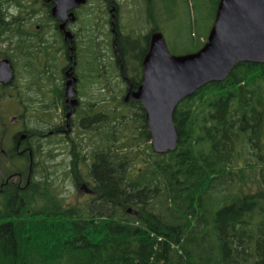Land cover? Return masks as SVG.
Returning a JSON list of instances; mask_svg holds the SVG:
<instances>
[{
	"label": "trees",
	"instance_id": "obj_1",
	"mask_svg": "<svg viewBox=\"0 0 264 264\" xmlns=\"http://www.w3.org/2000/svg\"><path fill=\"white\" fill-rule=\"evenodd\" d=\"M196 23L188 21L186 37L195 52L207 39ZM147 24L152 32L165 26L152 17ZM91 26L84 30L88 45L84 51L79 47L78 70L84 68V76L88 68L97 70L88 81L107 77L110 83L95 94L109 97L104 117L93 110V124L107 130L108 149L102 153L108 161L81 175L93 179L96 196L73 204L57 197L59 168L34 164L29 186L18 178L0 192V264H264V63H238L226 80L182 100L173 117L177 149L156 153L143 104L122 99L125 86L120 88L117 70L111 64L103 73L96 58L95 65L91 57L83 59L82 53H99L95 21ZM123 36L126 74L137 87L148 44L140 47L132 33ZM131 46L137 48L128 52ZM17 59V83L0 90V101L17 102L21 115L26 98L18 83L32 71L25 58ZM1 118L0 112V140ZM12 166L17 170L12 174L25 181L26 168ZM76 172L74 167V177Z\"/></svg>",
	"mask_w": 264,
	"mask_h": 264
},
{
	"label": "flooded vegetation",
	"instance_id": "obj_2",
	"mask_svg": "<svg viewBox=\"0 0 264 264\" xmlns=\"http://www.w3.org/2000/svg\"><path fill=\"white\" fill-rule=\"evenodd\" d=\"M57 1L0 0V61L8 59L15 75L10 83H0V90L11 89L15 85L18 79L15 65L17 58H25L32 71L25 81L26 87L22 89L27 102L22 105L20 117H14L17 120L12 121H20L21 125L11 133L5 130L0 140V192H3L9 184H14V179L18 177L15 175H19L20 185L29 186L35 175L34 164H62V167L55 166L59 168L55 173L56 176L61 168L59 173L69 170L66 174L72 176L76 191L82 193L84 201L92 200L96 196L94 181L90 177L81 175L92 164L108 158L107 153H102L103 149H108V145H104L108 143V138H103L107 130L100 127V123L93 124V110H102L101 114L104 117L103 110L108 109L109 97L91 94L94 89L101 90L102 94L104 90L109 89L110 83L104 76H99V78L104 77L102 81H88L89 78L95 79L97 70L88 68L85 76L79 72V47L84 43V51L88 45L83 32L88 27L91 28L94 21L95 33L103 30L106 32L102 34L105 36L104 39L96 35L99 53L93 56L82 53V56L86 59L91 57L92 65L96 58L101 63L99 71L103 73L109 72L110 65L112 64L113 67L114 64L119 73L118 78L125 85L122 96L124 100L130 87L136 90L142 83V62L148 53L151 35L155 31L152 32L153 28L149 27L151 32L149 31L148 34H151L149 41H145L148 44L147 52L141 60L139 84L135 87L131 77L126 74V65L119 46L121 35H124L123 38L126 35L121 25L122 15L126 9L124 0L123 2L85 0L80 5H74L77 0H72L62 17L54 15ZM121 31L123 34H120ZM67 34L70 36L69 40L66 39ZM136 48L131 46L127 51ZM23 64L25 62L19 63L21 66ZM72 67L73 70L69 71ZM69 72L77 79L74 97L77 105L70 117L72 109L66 97ZM85 88H90V94L84 92ZM34 114L35 118H38L36 123L35 118H32ZM2 164H23L26 168V180L24 181L23 176L18 172L5 179L2 175ZM74 167L77 169L78 177H74ZM58 187L57 185L54 189L56 188L57 197H60Z\"/></svg>",
	"mask_w": 264,
	"mask_h": 264
},
{
	"label": "water",
	"instance_id": "obj_3",
	"mask_svg": "<svg viewBox=\"0 0 264 264\" xmlns=\"http://www.w3.org/2000/svg\"><path fill=\"white\" fill-rule=\"evenodd\" d=\"M70 1L58 0L54 15L62 17ZM82 2L85 0H77L74 5ZM66 39H70L69 34ZM241 62L264 63V0H219L207 41L197 52L174 55L161 32L151 35L142 62V83L136 90L130 87L124 101L143 104L156 153L177 149L179 134L173 117L178 104L203 86L226 80ZM72 70L73 67L69 71ZM14 77L10 61H0V83H10ZM68 77L70 117L77 105V79L70 72Z\"/></svg>",
	"mask_w": 264,
	"mask_h": 264
},
{
	"label": "rangeland",
	"instance_id": "obj_4",
	"mask_svg": "<svg viewBox=\"0 0 264 264\" xmlns=\"http://www.w3.org/2000/svg\"><path fill=\"white\" fill-rule=\"evenodd\" d=\"M123 2V0H121ZM215 1L216 0H124V6L126 7L124 14L122 15L121 25L122 29H124V33L126 35H133L134 39L137 41L138 45L141 47L142 44L145 43V38L148 32L150 31L149 26L147 24L148 18L152 17L155 22L162 21L165 26L160 31L166 40L167 46L170 52L174 55H185L188 53L195 52L194 47L191 46L187 41L186 37L189 39V28L188 21L192 20L193 22H197L200 26L198 31L203 32L204 35L209 34L211 29V25L214 22V10H215ZM95 2V0H94ZM141 3V4H140ZM96 4V3H95ZM135 4L137 6H135ZM140 6V10L138 9ZM152 10V13L150 12ZM143 21H142V19ZM147 20V21H146ZM96 30L93 31L95 33ZM141 32V33H140ZM151 32V31H150ZM85 34V32H83ZM91 33V32H90ZM99 33V34H98ZM95 33L99 36H102L103 39L105 36L102 34H106V32L100 31ZM204 35L201 39H205ZM206 37V38H207ZM207 40V39H206ZM83 44L81 46L83 47ZM86 46V45H85ZM89 55V54H87ZM86 55V56H87ZM111 55V54H110ZM84 57L83 59H85ZM110 58V56H109ZM112 62V61H110ZM80 65V63H79ZM131 67H135L136 63L130 62ZM113 64V72H115ZM140 69H141V61H140ZM112 72V73H113ZM80 73H84V68L80 71ZM116 77H119V73H116ZM28 75V74H25ZM20 80L18 83L19 91L21 92L24 87H26L25 81L27 79ZM119 86L122 89L125 85L121 82L120 78ZM117 81V80H115ZM17 83V80H16ZM13 86L11 89H13ZM6 90H10L7 88ZM92 91L93 96L98 92L99 89H94ZM122 91L119 92V95H122ZM16 103V104H15ZM0 112H1V121L5 130H8L9 133L15 131L21 125L20 121L12 122L14 117H19L20 112L18 109V103H11L10 100L2 99L0 101ZM18 112L16 113V111ZM130 111V110H129ZM2 175L5 179H7L10 175H12L11 171H17L16 168L12 166V164H2ZM17 168H23V164H17ZM53 169H55V164H52ZM62 168L59 170L61 171ZM58 171V191L62 192L64 199L73 204L77 199H81L82 193L76 191L74 187V182L72 180V176L70 177L67 172ZM18 177L14 179L16 182ZM60 195V194H59Z\"/></svg>",
	"mask_w": 264,
	"mask_h": 264
},
{
	"label": "bare ground",
	"instance_id": "obj_5",
	"mask_svg": "<svg viewBox=\"0 0 264 264\" xmlns=\"http://www.w3.org/2000/svg\"><path fill=\"white\" fill-rule=\"evenodd\" d=\"M118 202V201H117ZM151 233V232H150ZM144 235H145V233H144ZM147 237H148V235H147ZM156 243V242H155ZM185 243V242H184ZM179 244V243H178ZM176 245V244H175ZM181 245V244H180ZM182 248V247H181ZM180 249V248H179ZM178 254V253H177ZM166 255V254H165Z\"/></svg>",
	"mask_w": 264,
	"mask_h": 264
}]
</instances>
